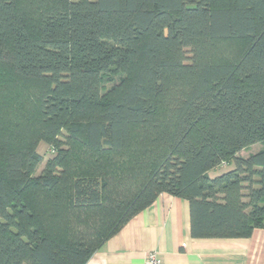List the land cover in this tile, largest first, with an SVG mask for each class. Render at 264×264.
Wrapping results in <instances>:
<instances>
[{
    "label": "trees",
    "instance_id": "trees-1",
    "mask_svg": "<svg viewBox=\"0 0 264 264\" xmlns=\"http://www.w3.org/2000/svg\"><path fill=\"white\" fill-rule=\"evenodd\" d=\"M263 142L264 0H0V264H86L162 193L249 238Z\"/></svg>",
    "mask_w": 264,
    "mask_h": 264
},
{
    "label": "crops",
    "instance_id": "crops-1",
    "mask_svg": "<svg viewBox=\"0 0 264 264\" xmlns=\"http://www.w3.org/2000/svg\"><path fill=\"white\" fill-rule=\"evenodd\" d=\"M223 171L208 175L213 178ZM151 252L162 264H264V229H254L249 238H193L188 202L162 193L86 264H144Z\"/></svg>",
    "mask_w": 264,
    "mask_h": 264
},
{
    "label": "rangeland",
    "instance_id": "rangeland-1",
    "mask_svg": "<svg viewBox=\"0 0 264 264\" xmlns=\"http://www.w3.org/2000/svg\"><path fill=\"white\" fill-rule=\"evenodd\" d=\"M223 51H225L226 54L231 52V50H226V49H224ZM186 56H190L189 52L186 53ZM261 149H264V142L263 143H259V144H254V145L242 150L239 153V155L241 157L246 158L248 155L254 154V153H256L257 151H259ZM37 151L42 156V162L39 165L38 169L36 170V174L39 173V171L43 168V165L46 162V160L51 158L55 154V152L50 151V148L47 145H45V144H40L38 149H37ZM229 169H231V167L225 166L224 168H221L220 170L227 171Z\"/></svg>",
    "mask_w": 264,
    "mask_h": 264
},
{
    "label": "built area",
    "instance_id": "built-area-1",
    "mask_svg": "<svg viewBox=\"0 0 264 264\" xmlns=\"http://www.w3.org/2000/svg\"><path fill=\"white\" fill-rule=\"evenodd\" d=\"M144 264H162V259L156 252H151L146 256Z\"/></svg>",
    "mask_w": 264,
    "mask_h": 264
}]
</instances>
